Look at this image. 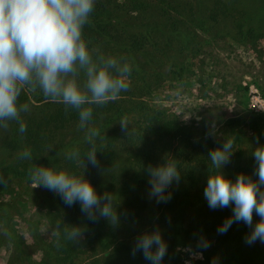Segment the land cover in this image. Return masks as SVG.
Instances as JSON below:
<instances>
[{
  "label": "trees",
  "instance_id": "trees-1",
  "mask_svg": "<svg viewBox=\"0 0 264 264\" xmlns=\"http://www.w3.org/2000/svg\"><path fill=\"white\" fill-rule=\"evenodd\" d=\"M249 10L237 7L231 0H210L209 7L204 10H195L193 2L187 0H95L94 9L82 29L83 39L93 59L98 53L123 57L131 65L132 71L126 91L106 103L89 105L92 108L91 126L97 127L99 133L102 127L117 123L118 136L123 139L119 146L126 153L127 161L117 166L113 136H106L104 140L98 137L92 146L96 150L98 165L88 164L84 157L86 167L81 169V173L99 188L98 195L109 193L116 185L120 193L129 191V198H134L127 213L128 222H131L147 207L149 198L155 199L148 195L146 166H155L165 160L173 161L179 172V180L166 189L170 192V199L159 203L155 200L156 212H159L155 220L164 223L171 219L174 223L178 207L186 202L182 197L192 189L190 200L197 206L201 215L198 216L203 219L197 224L195 221L196 231L192 234L202 260L192 261L191 264H264V246L245 243L244 237L249 229L242 222L233 223L222 235L217 233L220 222L231 215V205L228 208L210 209L203 198L207 177L215 171L208 153L220 146L225 138L233 139V150L219 172L229 180H235L238 175L256 180V162L252 151L264 144V113L228 118L223 122L220 135L212 137L201 127L186 125L167 116L163 110L149 106L142 96L164 80L184 79L187 68L182 54L197 53L198 46L203 43L201 37L212 33L219 19L229 18L234 30L232 37L238 42L264 36V25ZM224 31L228 34L230 30ZM172 45L176 47L174 56L167 54ZM145 50L151 52L147 65L138 60ZM153 53L162 56L159 64ZM80 79L82 84V74ZM18 103L29 107L27 112L20 114L26 131L21 135L17 132V125L10 123V135L1 138L3 149L10 148L11 152L5 155L12 161L0 160V190L10 175L32 183L30 173L35 166L67 169L79 174V167L66 160L64 153L73 148L81 153L87 151L83 136L78 141L72 139V144L59 140L63 132L78 129L76 110L65 108L59 100L45 97L38 88L32 90L28 86L22 88ZM121 121H126L127 125L122 127ZM25 148L31 151L32 159H18V153ZM99 175H102L101 179ZM122 179L128 182L121 183ZM42 188L53 195L54 205L65 223L59 218L50 221V227L55 232L53 240L40 247L41 261L34 262L28 255L29 263L72 264L74 253L87 252L85 247H88L91 257L83 264H147L141 253L132 255L133 241L118 240L114 232L117 224L104 218L89 221L80 212L78 204L69 207L59 195ZM259 191L264 192V186ZM257 219L253 213V222ZM69 225L82 229L75 242L64 237V230ZM202 237L212 241L211 248L205 250L199 247ZM19 238V244L14 242L16 254L20 244H23ZM9 239L12 241V238ZM179 259V252H169L163 264H176Z\"/></svg>",
  "mask_w": 264,
  "mask_h": 264
},
{
  "label": "clouds",
  "instance_id": "clouds-1",
  "mask_svg": "<svg viewBox=\"0 0 264 264\" xmlns=\"http://www.w3.org/2000/svg\"><path fill=\"white\" fill-rule=\"evenodd\" d=\"M95 0H0V133L17 125L23 134L26 125L21 118L27 112V104H19L22 88L39 89L45 97L59 100L65 108L77 112V128L83 133V143L88 150L81 153L73 148L64 153L66 160L74 162L79 174L67 169L50 166H35L31 169L33 187L42 186L59 195L67 206L78 204L87 220L94 222L104 218L117 222L113 196L107 192L97 194L92 184L84 178L81 169L87 163L97 166L96 150L99 130L91 126L92 108L89 105L103 104L126 91L131 65L118 56L98 53L93 59L82 36ZM83 82L78 83L81 77ZM122 127L127 125L121 121ZM233 139L212 148L208 158L213 171L203 187V198L210 209L228 208L231 215L217 226V233L224 234L233 223H243L249 231L244 237L246 244L264 243V144L252 151L256 162V180L238 175L229 180L219 172L233 150ZM18 159L30 160L29 149L18 153ZM148 195L159 202L170 199L169 185L179 180V172L173 161L165 160L155 166H146ZM253 213L258 219L253 222ZM81 227L69 225L64 237L75 242ZM201 249L209 247L205 240ZM141 253L147 264H163L167 243L158 228L141 231L136 235L131 248L132 255Z\"/></svg>",
  "mask_w": 264,
  "mask_h": 264
},
{
  "label": "rangeland",
  "instance_id": "rangeland-1",
  "mask_svg": "<svg viewBox=\"0 0 264 264\" xmlns=\"http://www.w3.org/2000/svg\"><path fill=\"white\" fill-rule=\"evenodd\" d=\"M187 1L193 2L195 10H204L210 3V0ZM231 2L237 7L250 8L252 15H257L256 19L264 25V0H231ZM216 24L212 33L201 37L203 43L198 46L197 53L182 54L187 68V76L184 79L164 80L150 93L142 96L149 106L163 110L167 116L186 125L202 128V131H207V135L212 137L220 135L223 122L228 118L249 113H264V109L258 112L253 109L261 107V100L256 101L253 94L256 93L264 99V36L251 41L238 42L232 37L234 30L229 18L219 19ZM225 29L230 30L228 34ZM174 46L168 49V55H175ZM150 55L151 52L145 50L139 55L138 60L147 65ZM154 57L159 64L162 56L154 54ZM80 80L79 78L78 83ZM118 133L117 123H110L100 129L99 138L104 140L106 136L114 137L116 163L120 166L127 161V158L126 153L119 146L123 139ZM5 135H10L8 130L0 133V160L10 162L12 159L5 155L11 152L10 148L2 147L1 138ZM81 136L83 133L79 129L65 131L59 136V140L62 143L72 144V139L78 141L81 140ZM99 177L101 179L102 175ZM120 182L128 181L122 179ZM33 183H27L23 178L10 175L0 190V264H33L27 261L28 255L34 262L41 261L40 247L51 243L55 234L50 227V221L59 218L64 222L62 214L54 205L53 195L40 186L33 187ZM93 187L98 193L99 188ZM116 187L117 185L111 188L109 194L113 196L117 213V222L114 223L117 224V228L114 232L118 240L134 241L138 233L155 227L160 230L167 243V254L179 252L181 264L202 260L201 252L195 248L196 241L192 240V234L196 231L195 221L197 224V221L203 219L199 217L201 215L197 206L190 200L192 189L182 197L186 202L178 207L175 222L172 223L170 219L162 223L155 220L159 212L158 214L156 212L155 199L151 198L147 200L149 201L147 207L140 212L139 217L128 222L127 213L131 210L130 203L134 198H129V191L120 193ZM152 212L156 214L151 215ZM223 214L221 210V215ZM19 236L23 244H20L16 254L14 242L19 244ZM9 238H12V241ZM202 240L208 243L207 249L211 248V240L206 237ZM255 244L264 246V243L259 241L251 245ZM85 248L87 252L83 250L74 253L71 257L72 264L89 261L91 251L88 247Z\"/></svg>",
  "mask_w": 264,
  "mask_h": 264
},
{
  "label": "built area",
  "instance_id": "built-area-1",
  "mask_svg": "<svg viewBox=\"0 0 264 264\" xmlns=\"http://www.w3.org/2000/svg\"><path fill=\"white\" fill-rule=\"evenodd\" d=\"M253 93V92H252ZM255 93V92H254ZM253 96L255 97L254 99L256 101H260L261 100V107L259 108H253L255 112L261 111V109H264V99L260 98L259 95H257L256 93L253 94Z\"/></svg>",
  "mask_w": 264,
  "mask_h": 264
}]
</instances>
